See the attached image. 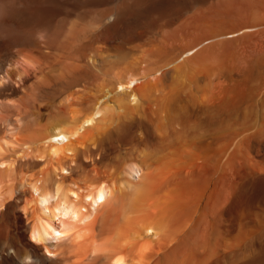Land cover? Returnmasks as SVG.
<instances>
[{
  "label": "bare ground",
  "instance_id": "bare-ground-1",
  "mask_svg": "<svg viewBox=\"0 0 264 264\" xmlns=\"http://www.w3.org/2000/svg\"><path fill=\"white\" fill-rule=\"evenodd\" d=\"M0 264H264V0H0Z\"/></svg>",
  "mask_w": 264,
  "mask_h": 264
},
{
  "label": "rangeland",
  "instance_id": "rangeland-1",
  "mask_svg": "<svg viewBox=\"0 0 264 264\" xmlns=\"http://www.w3.org/2000/svg\"><path fill=\"white\" fill-rule=\"evenodd\" d=\"M181 19V17H180ZM180 19L177 20V22L180 21ZM164 29L161 28H149L147 25H134L132 26L130 33H136L137 31L139 33H143L146 36L147 39H150L151 41L155 42V44H162L161 42V34Z\"/></svg>",
  "mask_w": 264,
  "mask_h": 264
},
{
  "label": "snow or ice",
  "instance_id": "snow-or-ice-1",
  "mask_svg": "<svg viewBox=\"0 0 264 264\" xmlns=\"http://www.w3.org/2000/svg\"><path fill=\"white\" fill-rule=\"evenodd\" d=\"M101 199H103V197L101 196Z\"/></svg>",
  "mask_w": 264,
  "mask_h": 264
}]
</instances>
